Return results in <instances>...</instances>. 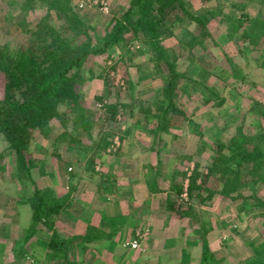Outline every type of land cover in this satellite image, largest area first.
Wrapping results in <instances>:
<instances>
[{
  "label": "rangeland",
  "instance_id": "374dc122",
  "mask_svg": "<svg viewBox=\"0 0 264 264\" xmlns=\"http://www.w3.org/2000/svg\"><path fill=\"white\" fill-rule=\"evenodd\" d=\"M60 1L59 4L57 0H0V50L18 55L16 51L30 37L42 33V24L37 23L42 16L54 24L60 35L76 40L75 32L67 27L66 19L62 17L74 12L90 26L88 32L100 38L119 19L129 0ZM219 1L220 8L205 24H199L188 12L202 13L205 8L217 5L215 0H185L184 9L176 1L161 9L153 2L151 12L160 20L158 40L171 49L168 57L179 72L174 80L172 99L185 115L171 109L165 113L172 115L176 132L196 135L190 142L197 141L194 154L183 152L184 155L181 153L178 158L182 168L189 167L177 173L181 180L188 178L179 202L191 206L193 224L204 216L205 239L207 231L213 228L223 241L221 260V255H215L209 248L210 258L202 259L204 264L210 263L211 258L219 264H246L254 255H259L260 261H264V176L252 181L256 175L247 172L248 175L241 178L244 183L229 190L224 186L228 175L225 163L216 157L220 153H230L227 144L231 137L243 139L247 148L264 137V31L255 27L254 19L259 13L264 17V0ZM56 4H66L69 9L59 11ZM39 42L36 45L32 39L33 47H42V42ZM191 72L192 77L189 76ZM169 77L166 64L158 60L151 42L143 35L141 25L134 22L127 25L121 32V38L106 50L88 55L76 83L82 99L78 103L82 109L76 107L71 99H64L57 104V112L43 120L42 117L16 116L13 128L16 133L23 131L22 151L12 145L4 129L0 130V214L4 213V221L11 223L8 224L9 236L14 238L11 257H7L6 262L12 258L11 264H66L68 261L79 264L70 252L73 238L61 236L54 226L56 214L62 213L64 207H70L72 201L74 178L70 176L68 179L65 174L70 171L72 175L78 170L75 178H80L86 169L93 173L92 178L100 180L103 172L100 167L113 161L112 172L116 174L118 169L123 180H130L136 169L134 162L128 163L127 157H122L123 152L127 155L129 151L115 145L121 138L117 136L115 141L114 135L130 129L129 125L125 127L128 120H138L145 130L165 127L167 115L161 107L166 101L165 87ZM6 81V74L0 67V109L6 97ZM116 95L123 97L122 101L127 105L110 106L112 102L108 103V100ZM200 102L204 108L198 105ZM188 118H193V123ZM86 120L88 123L83 124ZM184 124L187 127L183 128ZM111 132H114L112 139L106 138L105 134ZM146 137L150 139L148 135ZM218 141L224 146H219ZM97 144L99 147L95 146ZM90 147L102 154L103 159L95 162L99 155L92 157L90 152L94 150H89ZM162 156L153 157L154 161L159 162ZM142 158L146 160L149 156ZM121 163L124 164L119 165ZM170 163L174 164V160ZM143 164L149 162L143 161ZM258 172L264 174V168ZM161 177L164 178L162 173ZM189 179L194 182L200 179L204 186L196 183L190 193ZM35 190L45 197L69 192L63 207L51 213L53 228L38 219L33 221ZM80 190L86 191L82 187ZM84 194L78 195L80 202L86 199ZM117 197L120 198L111 194L110 198ZM191 197L204 202V213L193 209ZM120 200L126 204L129 198L125 196ZM84 205L78 202L71 208L85 209ZM12 211H18L20 215L31 213L30 223L18 226ZM187 222L192 223L190 219ZM147 228L142 226L137 233L143 238L142 247H138L136 239H133L136 246H132L133 240L126 239L124 247L144 252ZM54 229L60 238L66 239V257L56 252L49 242ZM39 231L41 235H36ZM7 234V228L0 227V242ZM6 254L4 251V257ZM224 257L226 260H222ZM87 259L93 260L83 253L80 264H101Z\"/></svg>",
  "mask_w": 264,
  "mask_h": 264
},
{
  "label": "crops",
  "instance_id": "0c3cea01",
  "mask_svg": "<svg viewBox=\"0 0 264 264\" xmlns=\"http://www.w3.org/2000/svg\"><path fill=\"white\" fill-rule=\"evenodd\" d=\"M191 75L192 72L189 76L192 77ZM113 98L108 100V103L112 102L110 106L126 103L119 95ZM198 105L204 108L203 102ZM165 114L167 115L165 121L168 122L161 129L145 130L138 120L133 122L128 120L125 127L129 125L130 129L122 130L118 135H114V132L105 134V137L109 139H112L114 135L115 141L118 136V139H121L115 145H119L120 149H128L129 153L126 155L123 152L122 157H127L128 163L129 161L134 162L136 168L130 180H123L119 176L118 169L115 171L116 174L112 172L115 165L113 161L106 165L103 163L100 167L103 170L102 173L99 172L100 180L92 178L93 173L86 169L83 170L80 178L78 176L75 178L78 170L72 175L70 171L65 174L68 179L70 176L74 178L72 180V201L70 207L66 206L62 213L56 214L54 226L61 236L73 238L70 241V252L79 264L82 262L83 253L93 258V260L87 259L88 261H99L101 264H204L202 261L204 216H200V221L193 224L191 206L179 202V196L184 193L182 190L188 178L181 180L177 174L182 172V169L189 168L188 166L182 168L183 164L178 161V158L181 153L182 155L194 154L197 141L193 140L191 144L190 139L196 135L176 132L178 130L176 124L172 123V115ZM185 126L187 127V124H184L183 128ZM146 135L149 136V140ZM93 148H89V150H94L90 152L92 157L99 155L95 157V162L103 159L102 154H98ZM76 149L79 150V148ZM183 152L186 153L183 154ZM162 154L169 156L164 158ZM158 155H161L162 159L159 162L154 161L153 157L156 158ZM146 156L149 158L146 160L142 158ZM172 159L174 164L170 163ZM143 161L149 164H143ZM94 168L97 167L94 166ZM68 169H72L71 166H68ZM161 173L164 178L161 177ZM195 181L191 183V189L189 186L190 193L196 183L204 186L200 179H195ZM80 187L86 191L82 192ZM84 193L87 195L86 199L80 202L78 195L83 196ZM111 194L120 196V198L112 200ZM125 196L129 200L123 204L120 199ZM198 199L201 200L200 197ZM217 199L219 201L220 198ZM78 202L85 204V209L71 208L72 204H78ZM190 202L194 206L193 209L204 213L202 210L204 202H198L194 197H191ZM112 206L113 208L110 209ZM12 214L13 219H17L18 224H15L18 226H27L30 223L31 213L20 215L18 211H12ZM5 218L4 213L1 212L0 227H6L8 234L2 236L4 241L0 242V264H11L12 258L7 262L6 259L11 257L14 238L9 236L11 230L8 224L11 223L4 221ZM188 219L192 223H188ZM142 226H147V230L149 229L144 238L146 239L144 252L134 250L137 248H131L126 244L127 247H124L126 239H136L139 242L138 247H142L143 238L137 236ZM40 231L36 235H41ZM206 240L210 250L217 256L221 255V260L224 246L217 230L212 228L207 231ZM4 251H7L6 257L3 255ZM222 260H226V257Z\"/></svg>",
  "mask_w": 264,
  "mask_h": 264
},
{
  "label": "trees",
  "instance_id": "16d2710c",
  "mask_svg": "<svg viewBox=\"0 0 264 264\" xmlns=\"http://www.w3.org/2000/svg\"><path fill=\"white\" fill-rule=\"evenodd\" d=\"M172 1H176L181 9L185 8V0H129L127 6L120 13L119 19L100 38L88 32L90 26L75 12L64 14L62 17L66 19L67 27L75 32L76 38L74 39L76 40L60 35L54 24L45 21V17L42 16V18L37 20V23L42 24V33L40 35L36 33L32 38L30 37L21 46L20 50L16 51L18 55H14V53L9 55L5 50H0V67L7 77L5 84L6 97L4 105L0 109V130H5L12 145L19 151L23 149V136L21 134L23 131L20 130V132L16 133L15 128H13V119L16 116L24 115L29 119L35 117L41 119L42 117L43 120L52 113H56L57 104L64 99H71L76 107L82 109V106L79 105L82 99L76 83L82 66L87 62L88 55L106 50L108 46H111L121 38L122 30L134 22L141 25L143 35L148 37L151 42L156 52V57L158 60L164 61L170 73L165 87L166 101L161 107L163 113L168 109L182 113L175 107L172 99L174 80L179 76V72L175 70L173 60L168 57V54H170L168 50L171 49L162 45L158 40L157 26L160 25V20H158V17L155 18L151 12L153 2H156L158 9H161V7L168 5ZM215 2L218 4L205 8L202 13H188L199 24H205V21L220 8L219 4L221 2L219 0H215ZM57 3L60 4L61 1L57 0ZM59 4L55 6L59 11L69 9L68 5L61 6ZM254 19L256 22L255 27L264 31V17L259 13ZM32 39L36 45H39V41H41L42 47H33ZM124 105L127 104L119 103L112 107ZM182 114L185 115L184 113ZM188 121L193 123L191 118H188ZM87 123L88 121L86 120L83 124ZM217 144L221 147L224 146L221 141H218ZM227 145L230 153L227 155L220 153L216 157L217 160L225 163L224 167L228 175L225 178L224 186L231 190L238 184H243L244 182L241 181V178H244V175H248L247 172H249V175H256L252 181L261 179L264 176L262 172H258L260 168H264V137L257 140L251 148H247L243 139L238 137L237 140L236 136L231 137ZM95 146L99 147L98 144ZM193 181V179H189L188 189L189 186L191 189ZM68 195L69 192L57 197H45L35 190L32 206L33 221L38 219L46 224L47 227L53 228L51 213H56L63 207ZM28 230L31 229L29 228ZM65 240L60 238L54 229L49 242L56 248V252L63 253L62 256L66 257ZM208 257L210 258L209 246L207 240L203 237L202 259L205 260ZM246 262V264H264V261H260L259 255H254ZM66 264L76 263L68 261ZM208 264L219 263H216V260L211 258Z\"/></svg>",
  "mask_w": 264,
  "mask_h": 264
},
{
  "label": "built area",
  "instance_id": "2783aa9c",
  "mask_svg": "<svg viewBox=\"0 0 264 264\" xmlns=\"http://www.w3.org/2000/svg\"><path fill=\"white\" fill-rule=\"evenodd\" d=\"M101 2H103V0H102ZM135 242H136V241L133 240V242H132V246H136V243H135Z\"/></svg>",
  "mask_w": 264,
  "mask_h": 264
}]
</instances>
